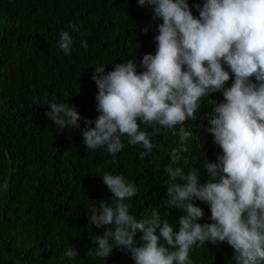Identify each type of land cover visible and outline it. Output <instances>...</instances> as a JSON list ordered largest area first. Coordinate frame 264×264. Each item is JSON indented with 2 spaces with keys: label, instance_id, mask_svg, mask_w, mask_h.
I'll return each mask as SVG.
<instances>
[{
  "label": "clouds",
  "instance_id": "clouds-1",
  "mask_svg": "<svg viewBox=\"0 0 264 264\" xmlns=\"http://www.w3.org/2000/svg\"><path fill=\"white\" fill-rule=\"evenodd\" d=\"M138 4L152 9L159 33L154 37L155 55L146 53L140 61L143 71L133 59L114 63L107 72L106 66H98L92 80L98 87L99 115L94 120L82 117L77 106L53 101L46 118L59 133L80 129L83 120V146L89 152L104 148L112 158L109 164L125 148V138L129 146L143 149L138 153L143 161L158 147L154 138L161 129L171 130L181 141L170 154L175 164L181 152H188L185 143L192 136L185 122L197 119L205 98L222 93L223 101H213L208 129L222 154L216 162L203 163L208 176L203 184L197 168L187 173L172 164L165 168L169 177L165 205L184 213L177 221L179 231L162 221L156 208L150 217L137 219L126 203L138 195L134 182L97 169L112 193V203L103 200L87 207L89 224L105 229L95 236L89 231L98 246L87 256L107 260L119 250L130 253L135 264H193L190 253L196 248L226 242L234 250V264H264V0H203L202 5H193L198 17L189 0ZM68 27L79 31L71 22ZM148 31L146 26L143 33ZM73 43L69 31L59 32L57 45L65 55L71 54ZM81 47H88L87 40ZM8 189L4 180L0 192ZM196 200L209 206L211 223L198 222L205 212ZM138 231L143 242L139 246ZM79 255L76 247L63 253L68 260Z\"/></svg>",
  "mask_w": 264,
  "mask_h": 264
},
{
  "label": "trees",
  "instance_id": "trees-1",
  "mask_svg": "<svg viewBox=\"0 0 264 264\" xmlns=\"http://www.w3.org/2000/svg\"><path fill=\"white\" fill-rule=\"evenodd\" d=\"M195 3L202 5L203 0H189L198 17ZM152 15V9L139 6L138 0H0V184L9 182V189L0 192V264H135L130 253L119 250L107 260L87 256L98 246L89 231L95 236L105 230L89 224L87 207L103 200L112 203L100 168L134 182L138 195L126 203L137 219L150 217L156 208L162 221L179 231L177 221L184 213L165 205V168L172 164L185 173L197 168L200 182L207 181L203 163L216 162L222 154L208 131L213 101H223L222 93L205 98L197 119L185 122L192 136L185 143L188 152H181L175 164L170 154L181 141L171 130L161 129L154 138L158 147L143 161L138 156L143 149L129 146L125 138V148L109 164L112 158L104 148L89 152L83 146V120L80 129L59 133L45 115L49 103L68 102L82 117L94 120L99 113L93 70L103 65L111 71L112 64L133 59L143 71L140 61L146 53L155 55L154 37L159 34ZM69 22L79 31H72ZM146 26L149 31L144 34ZM61 30L73 38L70 55L57 45ZM83 40L87 48L81 47ZM141 129L151 131L143 125ZM194 202L205 212L198 222L211 223L209 206ZM141 235L138 231L135 237L138 246ZM69 247L79 250L75 260L63 257ZM233 253L226 242L218 247L206 243L190 258L193 264H234Z\"/></svg>",
  "mask_w": 264,
  "mask_h": 264
}]
</instances>
